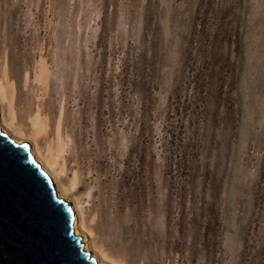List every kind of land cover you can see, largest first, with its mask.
Instances as JSON below:
<instances>
[{
  "label": "rangeland",
  "instance_id": "1",
  "mask_svg": "<svg viewBox=\"0 0 264 264\" xmlns=\"http://www.w3.org/2000/svg\"><path fill=\"white\" fill-rule=\"evenodd\" d=\"M4 34L12 98L42 99L105 255L264 264V0H0Z\"/></svg>",
  "mask_w": 264,
  "mask_h": 264
},
{
  "label": "water",
  "instance_id": "2",
  "mask_svg": "<svg viewBox=\"0 0 264 264\" xmlns=\"http://www.w3.org/2000/svg\"><path fill=\"white\" fill-rule=\"evenodd\" d=\"M30 146L0 126V264H98Z\"/></svg>",
  "mask_w": 264,
  "mask_h": 264
},
{
  "label": "bare ground",
  "instance_id": "3",
  "mask_svg": "<svg viewBox=\"0 0 264 264\" xmlns=\"http://www.w3.org/2000/svg\"><path fill=\"white\" fill-rule=\"evenodd\" d=\"M6 35L0 37V126L4 133L8 134L18 144L24 140L31 142L30 150L35 159L42 165V168L51 177L53 186L58 194V197L67 198L72 202V208L75 211L74 230L76 236H83L84 250L90 251L96 259L98 264H120L118 261L110 259L101 248L97 245L94 239V232L86 225L81 216V198L84 196L86 202L90 204L94 190L88 188L85 194L82 191V185L77 181L78 174L75 178L70 179L69 183L60 182L59 179L68 172L62 167L66 156V145L63 144V137L60 131L50 138V132L47 121L44 116L42 107V99L34 96L25 99L18 106V102L12 98V90L10 84V75L7 72L8 64V49L9 43L6 40ZM11 42V41H10ZM11 48V47H10ZM12 56V55H11ZM25 88L29 83V73L26 70L23 76ZM35 84L45 86L47 84V64L44 59L41 61L39 71L35 78ZM26 91V90H25ZM25 93V92H24ZM44 138L48 141L46 152L41 150L39 139ZM95 212L94 223L101 225L103 221H112L113 217L108 214L107 206L102 204ZM97 209V208H96ZM108 217V218H107ZM93 223V224H94ZM107 224V223H106ZM85 232V234H83Z\"/></svg>",
  "mask_w": 264,
  "mask_h": 264
}]
</instances>
